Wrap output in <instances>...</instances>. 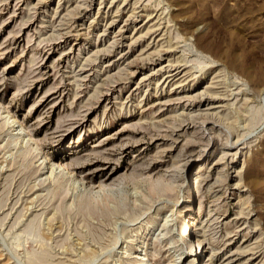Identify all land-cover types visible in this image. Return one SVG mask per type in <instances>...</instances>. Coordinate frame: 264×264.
Instances as JSON below:
<instances>
[{
  "label": "rangeland",
  "instance_id": "rangeland-1",
  "mask_svg": "<svg viewBox=\"0 0 264 264\" xmlns=\"http://www.w3.org/2000/svg\"><path fill=\"white\" fill-rule=\"evenodd\" d=\"M192 219L264 264V0H0V264H189Z\"/></svg>",
  "mask_w": 264,
  "mask_h": 264
},
{
  "label": "bare ground",
  "instance_id": "bare-ground-1",
  "mask_svg": "<svg viewBox=\"0 0 264 264\" xmlns=\"http://www.w3.org/2000/svg\"><path fill=\"white\" fill-rule=\"evenodd\" d=\"M8 118H10V121L11 122H14V123L17 122L18 123L17 126H16V128H12V131L13 130H16V131L11 133L10 140L12 142H14V143L17 142V141H20L22 143V146L25 147L27 145V142L32 137V134L30 132H28L27 129L25 128V125L22 122L17 121L16 117L15 116H12L10 114V110L7 109L6 110V114L4 116V119L2 121L3 124L9 123L8 122L9 121ZM10 123H9L10 126H13L14 125V124H10ZM25 132H26V138L28 137L26 140H25V135L22 134V133H25ZM8 142H9V140H8ZM34 143H35V147H33V145H32V148H33L34 151H38V153H39L40 152V147L38 146V143L36 142L35 139H34ZM32 148H30V150ZM35 157H37V156H35ZM39 159H42L38 163V165L40 166L39 168L42 169L41 174H43L44 172L48 173V174H46V177H44V178H47V177L49 178L50 176H52L55 173V170L57 171V174L60 175V176H64V175L66 176V174H67V176L69 178H70V176H73V175H71V172L72 171L69 170L67 166H63L64 164L62 163V161H58V163H56V165H55V163L53 162L54 160L52 158L47 157L44 152H42V154L40 155V157L38 158V160ZM45 168H46V170L43 171V169H45ZM65 178H67V177H65ZM71 178H70V180H71V183L73 185H75L77 187H80V188L83 187L82 188L83 190H89L90 192H92L94 190L93 186L92 185H89V183L85 182L84 185L81 186V183L82 182L80 183L78 181V179H71ZM81 179L83 180L82 177H81ZM99 190H101V189H98L96 191H99ZM195 213H196V215H199L201 213L200 208H198ZM152 223H153L152 221H148V223L146 225L147 228L144 231H147V232L148 231H151V229L153 227ZM185 229H186L185 230L186 231V236H185V232H184V236L185 237L184 238H181V242H180V249H182V251L178 254V256H176L177 257L176 258L177 260L175 259V263H179L180 262L179 259H180L181 255L183 254V252L190 253V250L192 248L193 249V253L190 254V255H192V259L189 260V264H198L199 263L198 254H200L202 252L203 247L200 245V241H197V244H194L195 242L193 240V232L197 229V223L194 221V219L191 220V223L190 224L188 223L186 225ZM183 231L184 230H182V232ZM190 233H191V235H190ZM197 247H199L198 248L199 249V252L196 249ZM144 256H145V253L141 254L140 252H137V253H135L133 255L134 261L137 260L138 262H140L139 264H143ZM145 258H146V256H145ZM183 261H184V259L181 260V263H183Z\"/></svg>",
  "mask_w": 264,
  "mask_h": 264
}]
</instances>
